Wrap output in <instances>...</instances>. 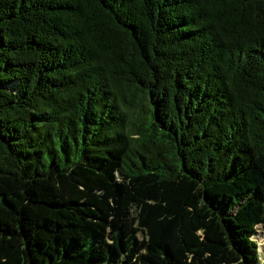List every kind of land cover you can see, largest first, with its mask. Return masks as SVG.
Wrapping results in <instances>:
<instances>
[{
  "label": "trees",
  "instance_id": "trees-1",
  "mask_svg": "<svg viewBox=\"0 0 264 264\" xmlns=\"http://www.w3.org/2000/svg\"><path fill=\"white\" fill-rule=\"evenodd\" d=\"M264 0H0V264H264Z\"/></svg>",
  "mask_w": 264,
  "mask_h": 264
},
{
  "label": "rangeland",
  "instance_id": "rangeland-1",
  "mask_svg": "<svg viewBox=\"0 0 264 264\" xmlns=\"http://www.w3.org/2000/svg\"><path fill=\"white\" fill-rule=\"evenodd\" d=\"M258 243H260L261 245H264V230L262 229V227L258 228ZM262 258H264V251L262 252Z\"/></svg>",
  "mask_w": 264,
  "mask_h": 264
}]
</instances>
